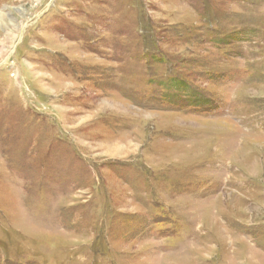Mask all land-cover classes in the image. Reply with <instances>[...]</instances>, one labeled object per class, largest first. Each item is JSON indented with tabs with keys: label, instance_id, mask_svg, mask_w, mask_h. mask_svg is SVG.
<instances>
[{
	"label": "rangeland",
	"instance_id": "obj_1",
	"mask_svg": "<svg viewBox=\"0 0 264 264\" xmlns=\"http://www.w3.org/2000/svg\"><path fill=\"white\" fill-rule=\"evenodd\" d=\"M0 264H264V0H0Z\"/></svg>",
	"mask_w": 264,
	"mask_h": 264
},
{
	"label": "trees",
	"instance_id": "obj_2",
	"mask_svg": "<svg viewBox=\"0 0 264 264\" xmlns=\"http://www.w3.org/2000/svg\"><path fill=\"white\" fill-rule=\"evenodd\" d=\"M209 19L210 18H208L207 19V22L209 21ZM215 30L213 29V32H214ZM212 41V43L214 42V41H216V43L217 42H219V40H218V38H216V36H214V38L211 40ZM218 44V43H217ZM169 63V61L167 60L166 62H165V64H168ZM180 79H182V78H180ZM168 86H169V88L170 89H172V91L174 92V97H173V99L174 100H178V101H183V99L186 101V95H190V97L188 98L189 99V103L192 105L193 104V106L195 107V108H198V107H203L204 105H205V103L203 102V104H202V98L201 99H199V100H196L197 98H196V96L199 98V96H200V94H197V93H195L196 91H197V89H194V88H192V86L190 85V83H189V81H184L183 79L182 80H178V79H174V78H169L168 79ZM187 88V89H186ZM177 91H179V92H184V93H182V94H184V95H182L181 96V94H179L178 96H176V94H177ZM198 92V91H197ZM199 93V92H198ZM186 94V95H185ZM185 97V98H184ZM164 98V97H163ZM162 98V99H163ZM198 101V102H197Z\"/></svg>",
	"mask_w": 264,
	"mask_h": 264
}]
</instances>
